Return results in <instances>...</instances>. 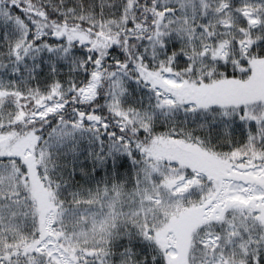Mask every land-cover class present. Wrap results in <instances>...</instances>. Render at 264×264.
Here are the masks:
<instances>
[{"label": "snow or ice", "instance_id": "obj_1", "mask_svg": "<svg viewBox=\"0 0 264 264\" xmlns=\"http://www.w3.org/2000/svg\"><path fill=\"white\" fill-rule=\"evenodd\" d=\"M0 264H264V0H0Z\"/></svg>", "mask_w": 264, "mask_h": 264}]
</instances>
